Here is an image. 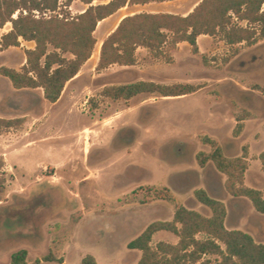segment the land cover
<instances>
[{"label": "rangeland", "instance_id": "1", "mask_svg": "<svg viewBox=\"0 0 264 264\" xmlns=\"http://www.w3.org/2000/svg\"><path fill=\"white\" fill-rule=\"evenodd\" d=\"M199 1L126 6L100 21L92 56L54 104L43 98L41 88L15 89L0 75V117L23 118L20 128L0 134L7 178L0 201V264H8L21 249L27 250L29 262L51 253L68 264H78L88 254L98 264H137V250L127 244L150 223L172 220L175 204L158 195L165 194L163 188L173 195V186L177 205L209 216L194 198L195 190L205 189L227 205L231 229L264 241V217L253 215L248 201L230 198L225 177L211 163L204 168L197 163L198 153L211 152L205 138L217 141L228 157H240L250 146L249 182L264 189L255 175L262 174L258 157L264 152V40L230 46L218 35L201 42L197 54L185 43L171 52L172 63L139 48L133 66L96 69L102 41L125 16L185 15ZM65 2L59 0L57 11L43 16L73 17L88 7L79 0L69 6ZM10 28L6 24L0 37ZM31 46L34 42L20 40L18 47L0 50V67L20 70ZM137 81L189 84L197 90L180 97L142 93L129 100L101 94L105 87ZM239 116L246 119L240 123ZM237 124L242 128L234 133ZM174 240V235L159 232L152 245Z\"/></svg>", "mask_w": 264, "mask_h": 264}, {"label": "trees", "instance_id": "2", "mask_svg": "<svg viewBox=\"0 0 264 264\" xmlns=\"http://www.w3.org/2000/svg\"><path fill=\"white\" fill-rule=\"evenodd\" d=\"M88 7L77 16L69 14L59 17L46 12H55L59 0H0V30L6 24L11 28L0 37V50L18 47L20 40L34 42L26 49L25 62L20 70L1 66L0 75L7 78L15 89L43 90V98L56 103L66 83L80 71L92 56L97 24L126 6L145 5L152 2L172 0H79ZM72 0H66L69 6ZM264 0H201L187 15L173 13L140 12L125 16L116 28L102 41L97 70L111 65L133 66L136 51L145 48L153 57L172 63L171 52L185 42L191 52L197 54V38L201 35L220 36L230 46L245 43L248 46L264 40ZM33 11L41 16L36 18ZM245 22L246 25H240ZM51 47V50L49 48ZM65 54L71 57L66 58ZM189 84L165 86L154 82L137 81L118 86L105 87L101 94L112 100H129L142 93H157L162 97H180L195 92ZM245 116L237 117L242 123ZM23 118L0 117V134L20 128ZM242 128L237 124L234 133ZM211 152L197 154L199 167L209 162L225 177L224 190L233 198L250 202L254 210L264 216V192L245 185V173L249 167L248 147L240 157H228L215 140L205 138ZM264 173V152L259 155ZM5 162L0 156V201L6 190ZM158 198L175 204L171 221L150 223L135 239L127 244L130 250L141 252L137 264H264V243L238 229L225 226L227 209L225 204L210 195L205 189L194 191L195 200L204 205L209 216L199 211L177 205L176 198L163 188ZM167 232L177 237L175 244L159 241L152 245L153 236ZM202 236V237H200ZM27 250L12 253L8 264H41L55 261L68 264L51 253L33 262L27 260ZM78 264H98L92 255H85Z\"/></svg>", "mask_w": 264, "mask_h": 264}, {"label": "crops", "instance_id": "3", "mask_svg": "<svg viewBox=\"0 0 264 264\" xmlns=\"http://www.w3.org/2000/svg\"><path fill=\"white\" fill-rule=\"evenodd\" d=\"M201 1V0H200ZM199 1V2H200ZM198 2V3H199ZM121 10V9H120ZM120 10H118V11H116L113 15H111V16H109L108 18H106V19H104V21H106V20H109L110 18H113V17H115V15L120 11ZM185 15H187V14H185ZM117 20V17L113 20V22L111 23V25L115 22ZM103 21V22H104ZM102 22V23H103ZM110 25V26H111ZM212 37H210V36H207V35H201V36H199L198 38H197V44H198V47H199V45H200V43L202 42V43H205V42H207L208 41V39H211ZM185 44V42H182V43H180V44H178V46H177V48L179 47V45H184ZM187 44V43H186ZM188 45V44H187ZM34 46H31L30 48H33ZM176 48V49H177ZM139 49V48H138ZM137 49V50H138ZM175 49V50H176ZM88 61H89V59L82 65V67L80 68V71L83 69V67L88 63ZM79 71V72H80ZM79 72H78V74L75 76V77H77L78 75H79ZM74 77V78H75ZM73 78V79H74ZM72 79V80H73ZM72 80H70V81H68L67 83H69V82H71ZM67 83H66V85H67ZM2 118V117H1ZM7 119V118H6ZM250 147V146H249ZM249 147H248V163H249V167H248V169H247V171H246V173H245V179H244V182H245V185H250L251 186V188H254V189H256L257 188V186H259V183H253V184H251L250 182H249V173H251L250 171V169H251V157H250V154H249ZM224 151V150H223ZM261 171H262V168H261ZM255 175H257V177L260 179V182H261V185L262 186H264V173L262 172V174H259V173H255ZM260 185V186H261ZM250 186H248V187H250ZM257 190H259V189H257ZM260 191H262V192H264V189H260ZM231 199H238V200H243V201H247L246 199H243V198H233V197H230ZM248 203H250V202H248ZM251 205V204H250ZM225 206H226V209H227V216H226V218H225V226L228 228V229H231V227L228 225V217H229V209H228V207H227V205L225 204ZM194 210H197V209H194ZM198 211V210H197ZM253 215H259L260 217H264L263 215H261V214H259V213H255V214H253ZM233 229V228H232ZM159 233V232H158ZM262 233V232H261ZM157 234V233H156ZM154 237V236H153ZM176 237V236H175ZM177 238V237H176ZM253 238L255 239V237H254V235H253ZM255 241H256V239H255ZM165 242H167V241H165ZM177 242V240H174V242L172 243V244H175ZM168 243H170V242H168ZM262 243H264V241L262 242ZM136 255H137V257H138V259L140 258V256H141V252L140 251H137V253H136Z\"/></svg>", "mask_w": 264, "mask_h": 264}, {"label": "flooded vegetation", "instance_id": "4", "mask_svg": "<svg viewBox=\"0 0 264 264\" xmlns=\"http://www.w3.org/2000/svg\"><path fill=\"white\" fill-rule=\"evenodd\" d=\"M182 145H184V144L182 143ZM182 145L179 144V146H178V147H179V150H180V148H181V150H182V147H183ZM179 150H178V151H179ZM180 152H181V151H180ZM186 186H187V185H186ZM179 188H180V187H179ZM172 190H173V192H172V193H173V196H174V197L176 198V200H177L178 198L176 197V194H174V193L176 192V190H177V187H176V186H173V187H172ZM172 190H171V191H172ZM178 200H179V199H178ZM177 202H178V201H177ZM177 202H176V203H177Z\"/></svg>", "mask_w": 264, "mask_h": 264}]
</instances>
